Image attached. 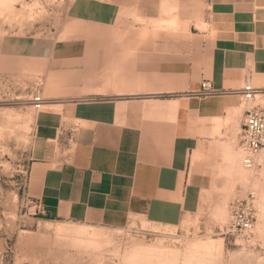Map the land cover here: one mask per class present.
I'll return each instance as SVG.
<instances>
[{"label":"rangeland","instance_id":"374dc122","mask_svg":"<svg viewBox=\"0 0 264 264\" xmlns=\"http://www.w3.org/2000/svg\"><path fill=\"white\" fill-rule=\"evenodd\" d=\"M223 1V7L227 1L245 10L264 7V0ZM211 2L0 0V229L5 245L0 264H264V154L254 169H247V179L234 183L220 171L226 161L218 154V141L233 145L242 159L247 105L237 90L191 93L235 97L225 112L234 109L235 116L209 139L208 157L193 169L202 188L198 207L177 224L136 218L122 227L91 226L30 211L29 166L37 156L39 116L64 115L55 137L45 143L62 161L72 148L75 126L68 114L77 97L98 91L88 86L103 85L100 92H111L120 76L139 74L141 65L144 70L156 59L187 58L173 54L189 45L196 47L197 58L211 50L208 32L213 29L199 27L203 20L218 24L210 19L215 15ZM259 16L264 19V9ZM79 47L87 48L82 60L74 65L61 60L63 51ZM247 73L245 81L262 89L256 101L264 106V87ZM218 206L225 212L218 214ZM244 212L253 220L252 232L233 233L234 219Z\"/></svg>","mask_w":264,"mask_h":264},{"label":"crops","instance_id":"0c3cea01","mask_svg":"<svg viewBox=\"0 0 264 264\" xmlns=\"http://www.w3.org/2000/svg\"><path fill=\"white\" fill-rule=\"evenodd\" d=\"M227 3L211 2L210 19L218 24L203 20L213 29L209 52L197 58L196 47L189 45L173 54L187 58L156 59L144 70L141 65L139 74L120 76L114 91L88 86L98 91L77 97L68 114L75 126L72 148L62 161L45 143L55 137L64 115L39 116L28 190L47 218L115 228L136 218L173 225L195 213L202 188L193 169L208 157L209 139L235 116L234 109L225 112L236 99L191 93L204 79L219 90L239 91L245 70L264 87V19L259 16L264 7L245 10L238 2ZM86 54L87 48L79 47L60 57L74 65ZM4 246L0 229V252Z\"/></svg>","mask_w":264,"mask_h":264},{"label":"built area","instance_id":"2783aa9c","mask_svg":"<svg viewBox=\"0 0 264 264\" xmlns=\"http://www.w3.org/2000/svg\"><path fill=\"white\" fill-rule=\"evenodd\" d=\"M216 92L212 82L204 79L201 82V87L194 93L198 96H208ZM242 94L244 103L247 105L244 130L242 134V142L240 144V152L242 155V163L248 170L254 169L260 161L261 156L264 154V106L257 103V95L262 93V89L254 86L252 81L247 78L242 89L239 90ZM35 101L37 107L40 108L42 99L37 96ZM72 135L70 141L72 140ZM32 205L30 211L33 216H45V210L41 204L33 199L29 200ZM254 224L252 218L244 212L243 216L234 219L232 227L233 233L235 231L244 235L250 234L253 230Z\"/></svg>","mask_w":264,"mask_h":264},{"label":"bare ground","instance_id":"6f19581e","mask_svg":"<svg viewBox=\"0 0 264 264\" xmlns=\"http://www.w3.org/2000/svg\"><path fill=\"white\" fill-rule=\"evenodd\" d=\"M200 23L201 24L199 25V27L201 29H205L208 27L207 23H205V22H200ZM41 107H42V105H41ZM219 153H220V155H222L223 159L226 161V164L224 166L220 167L221 174L226 175L229 178V180H231V182H234L236 178H239L241 180L247 179V174H248L247 169L244 167V165L242 163V159L238 155L239 152L237 153L235 151L233 145L229 144L228 142H223L220 145ZM261 162H262L263 169H264V158L261 159ZM231 184H233V183H231ZM221 206L217 207V213L218 214H222L225 212V209Z\"/></svg>","mask_w":264,"mask_h":264}]
</instances>
